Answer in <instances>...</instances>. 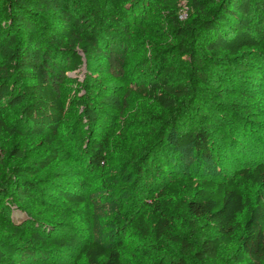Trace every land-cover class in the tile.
I'll list each match as a JSON object with an SVG mask.
<instances>
[{
	"label": "trees",
	"instance_id": "obj_1",
	"mask_svg": "<svg viewBox=\"0 0 264 264\" xmlns=\"http://www.w3.org/2000/svg\"><path fill=\"white\" fill-rule=\"evenodd\" d=\"M181 2L185 19L179 17ZM150 38L172 41L154 50L152 71L136 81L135 92L175 111L164 122V134L131 161L137 180L156 172L160 178L153 198L134 204L143 212L128 217L137 240L79 243L75 234L44 236L41 229L30 230L28 219L15 222L6 202L10 195L18 210L50 195L69 210L88 213L73 181H57L45 193L26 177L57 160L54 143L62 139L75 146L87 141L85 167L106 165L107 141L85 130L98 116L85 100L76 102L82 112L63 129L64 86L75 79L69 72L83 64L123 77L130 55L146 49ZM177 52L186 55L183 71L170 59ZM140 61V67L150 62ZM193 81L236 84L241 101L215 100ZM104 99L119 109L117 97ZM20 105L21 135L43 138L52 146L46 154L1 150L2 137L15 132L2 111ZM263 106L264 0H0V162L5 154L24 162L0 183V264H48L71 247L78 248L73 264H223L222 248H230L233 264H264V160L220 176L228 159L237 157L236 135L257 136L263 122L251 117ZM225 131L228 142L221 136ZM186 159L193 168H185Z\"/></svg>",
	"mask_w": 264,
	"mask_h": 264
},
{
	"label": "rangeland",
	"instance_id": "obj_2",
	"mask_svg": "<svg viewBox=\"0 0 264 264\" xmlns=\"http://www.w3.org/2000/svg\"><path fill=\"white\" fill-rule=\"evenodd\" d=\"M180 5V13L185 19L187 17L185 3L181 2ZM167 43L163 40L150 38L146 49L130 55L127 71L120 78L104 76L95 70L88 69L85 64L79 70L69 72V75L75 79L67 81L63 90L68 108L63 129L67 130L73 124L75 117L82 112L81 107H75L76 102L85 100L98 113L97 120L91 126L92 129L87 127L85 130L88 132L87 135L93 139L104 138L107 141L106 165L99 170H93L82 164V155L84 156V150L88 147L87 141L77 146L68 139L56 141L54 146L58 150L57 160L36 176L30 174L26 178L33 180L39 188H44L45 193L52 190L57 181H73L75 185L73 190L83 196L88 213L82 215L69 210L62 205L59 199L50 197V195H45V198H42L40 202L38 198L29 200L21 210H18L15 208L18 204L10 195L9 201L6 202L9 205L12 203L10 217L15 222L22 223L28 219L32 221L33 226L30 230L41 229L44 236L53 232H56L57 235L75 234L79 243L99 241L103 244H112L116 240L124 242L137 240L131 233L133 226L128 217L135 215L134 211L143 212L144 207L137 208L134 204L143 205V202L153 198L160 178L156 172V175L147 173L142 179L137 180L131 161L164 134V122L172 116L175 110H166L154 101L138 95L135 92V83L140 78L149 76L152 71L150 69L153 65L152 62L156 59L154 50ZM205 53L207 54V52ZM220 55L222 52L216 56ZM143 57L149 58L150 62L147 66L140 67L142 62L140 60ZM185 58L186 55L177 52L170 59H173L175 65L183 71ZM208 67H213V65L209 64ZM23 81L28 82L29 80L23 79ZM110 83L113 88L109 86ZM192 83L215 100L220 98L221 101L230 103L241 101L239 86L231 82L207 81L201 83L197 81L196 83L193 81ZM109 94L114 98L117 97V102L114 105L119 109L102 103L105 96ZM260 96L256 99V105L259 100H262ZM21 108L22 105L2 111L7 124L14 127L15 132L2 137L1 150L7 151L14 147L22 148L27 157L46 154L52 146H49L43 138L35 137L32 140H24L21 135L19 127L22 123ZM259 108L254 109L256 113L251 117L263 122L259 124L257 136L253 138V136L239 135V133L236 135L237 142H240V146L235 151L237 157L232 156L228 159L227 167L222 170L220 176H229L236 168L264 160V108L262 111H259ZM227 120L233 122V125L236 123L235 116L231 113H228ZM221 136L225 142H228V131L221 133ZM2 157L0 183L11 174V168L14 165H24L23 159L6 154ZM191 160H185L187 170L193 168V166H188L191 164ZM166 171L165 169L164 172ZM160 174L162 173L159 172ZM135 180L140 183L134 184ZM141 198H144L145 201H142ZM6 202L4 201L1 206H6L4 205ZM128 210L130 211L126 214ZM26 237H28L27 234ZM77 250V247L65 249L64 253L48 264H73ZM229 254L230 248H222L220 262L233 264L227 259ZM143 262L146 264L147 260H143Z\"/></svg>",
	"mask_w": 264,
	"mask_h": 264
},
{
	"label": "built area",
	"instance_id": "obj_3",
	"mask_svg": "<svg viewBox=\"0 0 264 264\" xmlns=\"http://www.w3.org/2000/svg\"><path fill=\"white\" fill-rule=\"evenodd\" d=\"M179 17H180V18H184V16H183L181 13H180Z\"/></svg>",
	"mask_w": 264,
	"mask_h": 264
}]
</instances>
